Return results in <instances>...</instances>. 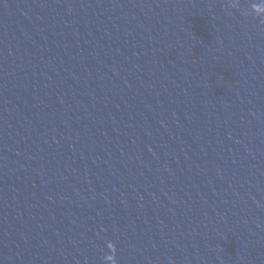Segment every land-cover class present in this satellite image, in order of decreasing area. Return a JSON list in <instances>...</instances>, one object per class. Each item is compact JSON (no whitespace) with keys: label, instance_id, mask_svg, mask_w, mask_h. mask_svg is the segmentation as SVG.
Returning a JSON list of instances; mask_svg holds the SVG:
<instances>
[{"label":"water","instance_id":"water-1","mask_svg":"<svg viewBox=\"0 0 264 264\" xmlns=\"http://www.w3.org/2000/svg\"><path fill=\"white\" fill-rule=\"evenodd\" d=\"M264 0H0V264H264Z\"/></svg>","mask_w":264,"mask_h":264},{"label":"clouds","instance_id":"clouds-1","mask_svg":"<svg viewBox=\"0 0 264 264\" xmlns=\"http://www.w3.org/2000/svg\"><path fill=\"white\" fill-rule=\"evenodd\" d=\"M251 13L254 14L256 17H264V15L258 16L256 13H254L251 9Z\"/></svg>","mask_w":264,"mask_h":264}]
</instances>
